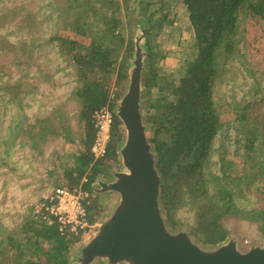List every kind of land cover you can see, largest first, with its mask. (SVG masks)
<instances>
[{
  "label": "trees",
  "instance_id": "trees-1",
  "mask_svg": "<svg viewBox=\"0 0 264 264\" xmlns=\"http://www.w3.org/2000/svg\"><path fill=\"white\" fill-rule=\"evenodd\" d=\"M5 1L0 0V6ZM72 1L50 0L49 5L56 4L54 12L69 9L68 22L51 39L73 71L76 86L68 101L74 106L77 126L82 131L78 138L81 148L71 154V166L64 169L55 186L69 190L81 186L93 194L94 185L108 178L119 164V151L125 139L122 124L114 110L120 94L116 91L113 101L109 98L115 87L114 81L120 87V83L128 80L130 60L136 49L126 31H132L137 26L145 34V59L151 67L145 68L143 74L149 73L154 78L157 73L153 64L158 53L153 51L151 29L159 31L163 20L155 23L149 19L153 5L149 1L80 0L78 8L91 12L83 19L76 17L78 9ZM178 1L186 10L197 53L194 60L186 64L183 77L177 82L169 78L165 80L175 97L173 100L150 98L152 79L150 77L148 81L142 76V86L147 95L145 103L151 102L150 109L155 120L149 143L161 180L159 200L167 228L171 232L185 229L196 243L211 249L230 237V231L225 226L228 219L255 223L259 232L264 234V186L257 185L264 181V87L262 79L256 75L258 71L250 58L245 35V25L249 21H264V0ZM23 13L18 7H3L0 10V29L16 23L22 26L28 23L29 27L33 22L32 14ZM239 17L244 25L242 32L238 31ZM242 41L244 45L240 47ZM24 47L27 46L23 41L13 44L8 34L0 35L2 55L16 58L23 52L31 53V46L25 51ZM230 62L237 63L238 72L244 73L250 82L248 89L241 91L240 98L233 86L229 97L231 101L226 104L236 113L234 121L237 124L232 129L242 135L240 139L244 141L245 157L252 163L249 168L243 166L238 181L224 177L228 153L223 143L217 148L221 177L211 172L209 166L211 137L224 127L216 111L217 105L209 96L210 81L217 77L219 85L222 84L226 74L224 67ZM25 66L28 72V62ZM156 86L164 90L162 83L158 82ZM28 87L31 84L24 81L23 84H10L0 79V91L8 95L18 108L9 129L12 145L21 143L38 155L42 154L41 148L54 139L75 145L76 136L67 104L54 106L45 118H37L33 123L29 121L21 103L22 94L28 92ZM224 100L219 96L218 104ZM109 101L114 115L111 138L105 156L95 160L91 152L96 135L92 116ZM44 120L51 121L52 127H44ZM84 178L87 180L82 184ZM252 192L258 197L260 205L249 209L238 207L236 201ZM96 199L88 207L91 224L103 216L105 210L104 206L96 205ZM185 206L193 212L192 226L185 225L179 216ZM1 232L0 264H73L72 253L82 238L81 234L61 236L56 225L49 226L34 214L25 218L17 231ZM98 263L102 264L101 261Z\"/></svg>",
  "mask_w": 264,
  "mask_h": 264
},
{
  "label": "rangeland",
  "instance_id": "rangeland-1",
  "mask_svg": "<svg viewBox=\"0 0 264 264\" xmlns=\"http://www.w3.org/2000/svg\"><path fill=\"white\" fill-rule=\"evenodd\" d=\"M144 1L153 3L150 9L152 17L149 19H152L155 23L163 20V24L157 32L153 28L151 29L153 51L158 53L153 64L157 74L154 75V78L149 73H144L142 76L148 81L150 77L152 79L150 98L154 100L159 97H165L173 100L175 97H173V93L165 84V80L169 78L173 82H177L179 78L186 74V64L192 62L196 57L197 50L192 29L185 13L186 10L178 0ZM81 2L80 0H76V2L74 0L72 4L78 9L75 12L76 17L83 19L91 12H88L83 7L78 8ZM49 5L50 0H6L0 6V10L3 7H18L22 9V13L25 11L31 12L33 17L31 19L33 22L29 27L28 23L23 24V26L16 23L9 28L0 29V35L8 34L9 40L13 44L23 41L25 46H31V53H29L31 57L29 58L27 52L19 54L16 58H9L0 53V79L10 84L17 82L23 84V81L26 84H31V87L26 89L28 92L22 94L23 99L21 101L24 106L23 113L31 123L35 122L37 118H45L54 106L67 104L68 116L71 119L76 141L75 145H69L61 139H54L41 148V155L31 152L28 147L23 146L21 143L12 145L9 129L18 112V108L16 103L10 101L8 95L6 96L0 91V233H3L1 231H17L20 223L28 216L33 215L34 209L39 205L42 196L57 188L55 186L56 182H58L59 178H62L64 169L71 166V154L81 148L78 138L82 131L77 126L74 106L68 101L71 92L76 86L75 78L71 67L60 56L56 42L51 39L53 34L68 22L69 9L65 8L59 12H54L56 4H52L51 7ZM129 7H132V4H129ZM75 13L73 14L75 15ZM237 26L238 31L242 32L244 25L241 17L238 19ZM133 28L132 31L127 30L126 33L131 36L135 44V39L142 36L143 33L137 26ZM245 28L247 30L245 34L246 45H248L250 58L258 71L256 75L262 79L264 87V21H249ZM145 37L141 39V45L147 44V38ZM243 45L242 41L240 47ZM27 47H24V51L28 50ZM133 58L134 53L130 62ZM25 62L29 64L28 72L25 69ZM149 67L151 65L144 58L143 68L148 69ZM224 69L226 74L222 84L219 85L217 77L210 81L209 96L211 101L217 105L216 111L224 127L217 130L211 137L209 147L212 148L210 158L212 165L210 164L209 166L211 172L221 177L217 160V148H220V144L223 143L228 153L224 177L227 180L232 178L234 181H238L243 166L249 168L252 163L250 164L247 157H245L242 146L244 141L240 139L243 138L242 135L232 129L237 124L234 121L236 113L231 111L226 104L231 101L229 97L233 86L238 98H240L241 91H246L250 82L248 77H244V73L238 72L237 63L230 62ZM158 82L162 83L164 90L158 89L156 86ZM154 83L155 85L153 86ZM113 84L120 97H122L127 90L128 80L125 83H120V87L116 85L115 81ZM219 96L224 97L225 100L218 104ZM140 98L142 101L141 114L143 124L147 128L146 134L149 140L155 120L152 117V109H150L151 102L145 103L147 95L143 86ZM43 123L44 127H52V122L49 120H44ZM226 124H229V126H226ZM121 170L122 167L119 161L113 172ZM110 179H112L111 174L108 178L101 179V182H109ZM257 185L264 186V181L258 182ZM93 189L94 198L92 200L97 198L96 205L104 206L105 210L103 216L101 215L93 223L95 227L91 233L81 238L71 258L77 256L85 240L92 236L97 230L98 224L108 216L118 201V195L114 192H100L97 184L94 185ZM260 203L253 192L245 194L236 201L237 206L241 209L257 207ZM179 216L185 225L192 226L194 224L193 212L189 206H185L179 212ZM225 226L230 231V237L226 242L230 239L235 240L240 250L245 251L252 246H264V234L259 232L255 223L240 219H228L225 221ZM181 231H185V229ZM193 241L195 242L194 239ZM199 246L202 247L201 245ZM98 262L95 261L92 264H99Z\"/></svg>",
  "mask_w": 264,
  "mask_h": 264
},
{
  "label": "water",
  "instance_id": "water-1",
  "mask_svg": "<svg viewBox=\"0 0 264 264\" xmlns=\"http://www.w3.org/2000/svg\"><path fill=\"white\" fill-rule=\"evenodd\" d=\"M135 39L127 90L115 106L124 130L119 151L122 170L99 182L100 192L118 201L73 259V264H264V246L239 249L235 240L205 249L187 231L171 232L160 208L161 180L141 114L143 60L146 45Z\"/></svg>",
  "mask_w": 264,
  "mask_h": 264
},
{
  "label": "built area",
  "instance_id": "built-area-1",
  "mask_svg": "<svg viewBox=\"0 0 264 264\" xmlns=\"http://www.w3.org/2000/svg\"><path fill=\"white\" fill-rule=\"evenodd\" d=\"M117 89L114 87L109 99L113 101ZM113 111L110 101L96 110L92 116L96 135L91 148L95 160L105 156L107 146L111 138L113 126ZM87 179L81 180L82 184ZM93 194L82 189L81 186L74 190L58 187L43 195L39 205L34 209L33 214L40 216V219L47 225H56L61 236L67 233L81 234L82 237L89 235L95 225L88 219V207L92 201Z\"/></svg>",
  "mask_w": 264,
  "mask_h": 264
},
{
  "label": "flooded vegetation",
  "instance_id": "flooded-vegetation-1",
  "mask_svg": "<svg viewBox=\"0 0 264 264\" xmlns=\"http://www.w3.org/2000/svg\"><path fill=\"white\" fill-rule=\"evenodd\" d=\"M101 181V180H100ZM99 189H101L100 187H99Z\"/></svg>",
  "mask_w": 264,
  "mask_h": 264
}]
</instances>
